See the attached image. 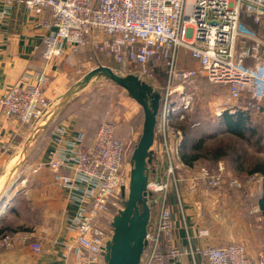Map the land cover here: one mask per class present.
<instances>
[{
    "label": "built area",
    "instance_id": "built-area-1",
    "mask_svg": "<svg viewBox=\"0 0 264 264\" xmlns=\"http://www.w3.org/2000/svg\"><path fill=\"white\" fill-rule=\"evenodd\" d=\"M4 1L24 6L36 18L44 52L41 68L23 72L0 97L2 122L14 119L21 126H33L52 105L44 96L50 73L61 63L71 65L72 56L84 49L121 66L119 72L124 76L150 82L155 91L161 88L153 82L154 74L159 70L166 75L147 165L150 220L139 264H175L184 254L175 246L173 217L177 209L185 218L182 183L189 180V193H195L199 184L216 191L224 185L225 170L218 164L214 173L201 168L192 174L174 161L175 141L180 134L171 119L188 109L189 98L181 90L198 78L223 90L231 114L250 112L264 118V0ZM5 13L0 12V18ZM245 42L250 45L238 52V44L244 46ZM179 49L191 54L195 69L176 68ZM245 60H252L254 65L245 66ZM82 69L78 66L76 73L83 74ZM175 95L177 101L172 100ZM84 139L83 132L71 124H57L47 159L36 168L51 173L65 191L67 207L73 209L66 222L75 237L63 246L60 264L104 263L105 248L112 236L107 227L109 211L122 197L121 190L127 194L129 187L132 143L124 148L114 139V126L108 122L100 124L91 146L85 145ZM185 173L190 176L185 178ZM171 198L175 206L170 204ZM197 226L196 238L208 239L209 229ZM31 236L26 232L2 235L0 246L45 253L38 242H30ZM199 253L205 264H264L263 254L252 259L246 246L239 243L209 245Z\"/></svg>",
    "mask_w": 264,
    "mask_h": 264
},
{
    "label": "rangeland",
    "instance_id": "rangeland-1",
    "mask_svg": "<svg viewBox=\"0 0 264 264\" xmlns=\"http://www.w3.org/2000/svg\"><path fill=\"white\" fill-rule=\"evenodd\" d=\"M96 57L99 61L98 64H95L96 67L106 66L118 75H124L119 72L123 69L121 66L105 60L101 56ZM249 61L245 60L244 65L253 66V61ZM89 71L84 72V69H82L83 75ZM81 75L80 73L77 74L74 80L67 79V83L62 84L61 91L66 92L82 78ZM158 77L159 75L156 72L153 82L158 85L159 89H164L165 80L160 78L162 82V86H160L159 80H157ZM181 93L189 98L188 109L182 111V116L185 117L183 123L188 127L191 125L192 136L203 140L202 150L213 152L221 145L230 147L226 150L227 156L217 161H213L201 150L198 154L204 157L195 162L193 167L188 168L185 166L192 174H197L201 168H207L211 173H214L218 164H221L225 170L224 185L216 191L199 184L201 188L199 187L195 193H189L187 192L189 180L187 179L185 183H182L181 188L185 192V204H187L186 211L190 209V214H193L194 219L201 223V226L207 227L210 232H212L211 228L215 225L213 221L215 216L221 218L224 231H228L226 234L224 233V236L229 239V241L223 240L222 245L239 243L245 245L251 251L258 250L260 254L264 255V225L258 222V214L252 212V208L255 206L257 197L262 190V183L259 179L261 177L259 175H248L247 173L255 163L264 161V118L259 119L247 112L251 126H256L259 130L257 133L261 135L260 143H256V136L250 140L239 141L234 136L225 134L221 127L222 116L225 113L232 115L230 113L232 109L224 103V92L221 88L209 86L201 78H198L194 83L182 89ZM172 100L177 101V95L173 96ZM65 114L67 120L62 119L60 122L64 124L71 122L73 126L79 125L82 129H90V132L102 122L118 123L117 133L129 134L128 136L132 140L131 149L133 145H136L144 123V116L140 107L124 90L119 89L103 77L92 79L81 94L66 107ZM182 119L177 118L175 115L171 119L172 125L176 120ZM179 134L180 137L175 141L174 161L182 166V163L178 160V146L183 138L180 132ZM236 155L241 156L239 166L234 161ZM24 166V174L22 177L20 176L18 184L19 193L13 194L14 199H12V195H9L4 199L5 202L0 205V211L5 209L4 213L1 212L0 214V229L7 230L4 235L15 236L23 232L18 230L19 228H24L27 230L26 233L33 234L30 242H38L46 247L47 242L46 240L43 241V238L51 236L53 230L59 232L65 224L64 220L61 219L64 203L59 198L57 199L59 184L49 176L46 168L42 167L36 171L38 165L35 159L27 161ZM162 173L160 170L159 176ZM184 175L185 178L190 176L187 173ZM230 182L239 187H235V185L233 187L228 186ZM209 197L216 198L208 202ZM221 200L223 203H220ZM125 201L126 198L124 197L118 198L116 207L109 211L107 227L111 235L113 232L111 228L113 219L118 214L119 209V212L124 209ZM58 218L60 220L57 223L55 221ZM14 248L0 246V254ZM29 252L32 254V260L40 255L32 251Z\"/></svg>",
    "mask_w": 264,
    "mask_h": 264
},
{
    "label": "crops",
    "instance_id": "crops-1",
    "mask_svg": "<svg viewBox=\"0 0 264 264\" xmlns=\"http://www.w3.org/2000/svg\"><path fill=\"white\" fill-rule=\"evenodd\" d=\"M0 12H6L5 15L0 18L1 97L4 94L5 90L10 85L14 84L23 72L35 71L41 68L43 62L42 56L44 52V45L41 40L42 30L37 26L36 18H34L33 15L29 13V11L25 9L24 6L16 5L12 2L10 4H7L6 1L0 0ZM248 24L253 27L250 22H248ZM261 34L264 38V32H261ZM249 45L250 42H245L244 46L242 44H238V52H240L243 48H247ZM96 56L99 55L94 54L88 49H84L72 56L71 65L68 63H61L59 66H57L55 72H52L49 75L48 83L44 88V96L51 102L55 103L65 93V91H61L63 88L62 84L67 83V79L69 80V78L72 80L75 79L78 66L81 65L84 69V72L96 68L95 64H98L97 62H99ZM249 62H252V60H250ZM175 66L178 69H195L197 64L188 51L179 49L177 50L176 54ZM157 73L158 75H160L161 73L164 74V72L159 70L157 71ZM165 77L166 75L164 74V80ZM202 81L205 80L202 79ZM67 124L72 125L71 122H68ZM32 127L33 126L26 125L21 126L14 119H7L4 122L0 121L1 184L8 171L11 169L17 157L19 156L20 149L22 148L24 142L30 134ZM52 130L47 128L37 137V139L29 148L28 158L26 162L34 159L37 163H39V161H46L50 151L49 141L52 135ZM128 135L129 134H127V136ZM130 143H132L131 139ZM23 168H25V166L20 169L19 174L16 177V179H18L17 185L10 194L12 195V199H14V193H19L18 184L20 182V176L22 177V175L24 174ZM45 171L47 172V170ZM49 176L54 180L50 172ZM54 182L57 181L54 180ZM57 192V199L59 198L64 203V209L61 219L64 220L65 224L63 228L61 227L59 232L53 230L51 236H46L43 238V241L46 240L47 242L46 247L44 246L46 250L45 253L40 254L39 256L34 258V260H32V254L27 250V248L17 247L11 251H6V253L0 254V264H60L59 258L61 252L64 250L63 246L66 243L72 242L75 235L73 231L69 230V226L66 222V218L73 215V209L72 207H67L68 198L65 194V191L60 186ZM250 196H252V194H250ZM214 198L216 197H209V199L207 200L208 202H210L214 200ZM220 203H223V201L221 200ZM170 204L175 206V200L173 198H171ZM189 210L190 209L186 211L185 209L184 220L182 214L177 209H175L173 213L175 224V246L180 252H184V254L181 256V259L178 260L175 264H205L199 252L209 245L219 246L223 244V240L229 241L227 236H224V233L226 234L228 231H224L222 219L215 216V220H213L215 225L211 228L212 232L210 233V237L204 240L196 238L195 230L198 227L197 225H201V223L194 219L193 214H190ZM252 212H256L258 214V222L264 225V220L261 217L259 208L257 206V200L255 202V206H253L252 208ZM59 220L60 218H58L55 222L58 223ZM246 249L252 259H255V257L260 254L258 250L251 251L248 247H246ZM162 251L165 253V248H163Z\"/></svg>",
    "mask_w": 264,
    "mask_h": 264
},
{
    "label": "water",
    "instance_id": "water-1",
    "mask_svg": "<svg viewBox=\"0 0 264 264\" xmlns=\"http://www.w3.org/2000/svg\"><path fill=\"white\" fill-rule=\"evenodd\" d=\"M97 77H103L124 90L140 107L144 116L141 134L131 154L132 169L127 194L121 190L122 197L126 198L125 206L113 219L111 240L107 243L104 254L105 264H139L146 245L145 236L150 220V210L146 202L147 165L151 161V149L155 137L161 95L134 75H118L109 67L98 66L83 75L53 103L33 125L20 149L19 156L5 176L0 186V205L17 185L16 177L26 163L29 148L33 142L81 94L86 85Z\"/></svg>",
    "mask_w": 264,
    "mask_h": 264
},
{
    "label": "trees",
    "instance_id": "trees-1",
    "mask_svg": "<svg viewBox=\"0 0 264 264\" xmlns=\"http://www.w3.org/2000/svg\"><path fill=\"white\" fill-rule=\"evenodd\" d=\"M164 79V74H160L158 79V83L160 86H162L161 79ZM156 80V81H157ZM147 84H151L150 82ZM120 89V88H119ZM163 88L160 91H156L160 95L163 93ZM161 104V99H160ZM68 107V106H67ZM66 108L61 112V114L56 118L55 121H53L48 129H53L54 126H56L60 122V120H67V116L65 114ZM143 114V113H142ZM182 114L181 111H179L177 114V118ZM185 120V117L182 120H176L174 124L172 125L174 128H176L182 135L183 140L179 143L178 146V160L183 165L187 167H193V164L200 159H202L204 156H200L198 153L202 150L203 140L196 139L194 136H192V128L191 125L186 126L183 122ZM111 123L114 126V139L120 142L123 147L125 148L129 143L130 139L126 136H123V134L117 133V127L118 123L108 122ZM100 124L93 129L90 132V129H82L79 125H74L73 128L77 131H82L84 134V144L91 146L94 142L97 130L99 128ZM221 127L223 128V131L225 134L234 136L237 140L243 141V140H250L251 138L255 137L257 138L256 143H260V137L257 132L259 131L256 126H251L250 117L248 116L247 112H241L237 111L235 114L229 115L225 113L221 118ZM135 145H133V148L129 151L132 153ZM230 149V147H223L222 145L216 148L213 152H205L202 150V152L209 156L213 161H217L220 158H225L227 156L226 150ZM188 150V151H187ZM190 152V153H189ZM234 161L239 166V163H241V156L236 155L234 158ZM241 166V165H240ZM248 175H259L261 177V183H262V190L261 193H259L257 197V206L260 211V215L264 220V161L263 162H257L253 166V168L247 172ZM20 231H27L24 228H19ZM6 229H0V236L4 235L6 233Z\"/></svg>",
    "mask_w": 264,
    "mask_h": 264
},
{
    "label": "bare ground",
    "instance_id": "bare-ground-1",
    "mask_svg": "<svg viewBox=\"0 0 264 264\" xmlns=\"http://www.w3.org/2000/svg\"><path fill=\"white\" fill-rule=\"evenodd\" d=\"M91 82V81H90ZM0 184H1V182H0ZM5 209H3L1 212H3Z\"/></svg>",
    "mask_w": 264,
    "mask_h": 264
}]
</instances>
